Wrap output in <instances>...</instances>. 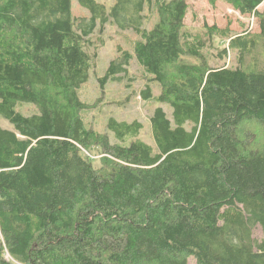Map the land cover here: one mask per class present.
I'll return each instance as SVG.
<instances>
[{
    "label": "trees",
    "instance_id": "trees-1",
    "mask_svg": "<svg viewBox=\"0 0 264 264\" xmlns=\"http://www.w3.org/2000/svg\"><path fill=\"white\" fill-rule=\"evenodd\" d=\"M209 1L260 30L194 31L188 0H78L89 17L72 0H0V116L14 126L0 127V264H264V0ZM108 23L138 38L102 87L135 59L141 98L172 107L150 116L154 144L139 120H86L101 99L80 94L86 48Z\"/></svg>",
    "mask_w": 264,
    "mask_h": 264
},
{
    "label": "rangeland",
    "instance_id": "rangeland-1",
    "mask_svg": "<svg viewBox=\"0 0 264 264\" xmlns=\"http://www.w3.org/2000/svg\"><path fill=\"white\" fill-rule=\"evenodd\" d=\"M188 3L190 8L186 15L185 23L186 27L192 28L194 31L203 27L206 23L217 25L221 28H225L230 23L233 33H242L247 28L256 32L260 30L259 19L255 14H242L224 1H217L214 5L209 0H188ZM259 10L264 11V2L259 6ZM72 11L74 16L79 17H89L91 14L78 0H72ZM92 38L93 44L86 49L91 52L97 51V56L90 70L89 79L80 88V94L88 102L95 101L98 98L101 99L96 104V107L88 112L86 116L87 122L91 127L99 131H105L108 119L111 116L126 121L136 119L142 122L144 127L140 138L154 144L150 128V116L156 107L162 106L169 118L172 119L173 110L167 103L146 101L141 98L140 91L146 87V82L148 81L145 78L146 73H144L136 60L133 59L131 61L128 72L127 74L125 73L126 75L123 74L122 79L109 80L104 87H102L100 82V78L106 74L111 60L116 57L118 47L133 51V43L138 38L137 33L131 29L122 30L116 24L108 23L103 31L98 25ZM215 44L216 47L220 46V39ZM214 52L217 53V50H214ZM212 62L222 65L225 61L212 59ZM232 62L233 56H230L227 58L226 65ZM153 90L156 95L160 93L157 85H153ZM17 109L27 114L36 112L34 105L29 103L19 105ZM0 127L14 129L13 124L3 116H0ZM92 154L97 158L95 165L99 166L100 154L95 149H92ZM254 235L260 238L261 228L257 227ZM7 254V258L10 259V254ZM189 264L196 263L191 259Z\"/></svg>",
    "mask_w": 264,
    "mask_h": 264
},
{
    "label": "bare ground",
    "instance_id": "bare-ground-1",
    "mask_svg": "<svg viewBox=\"0 0 264 264\" xmlns=\"http://www.w3.org/2000/svg\"><path fill=\"white\" fill-rule=\"evenodd\" d=\"M8 255V254H7ZM15 264V263H14Z\"/></svg>",
    "mask_w": 264,
    "mask_h": 264
}]
</instances>
